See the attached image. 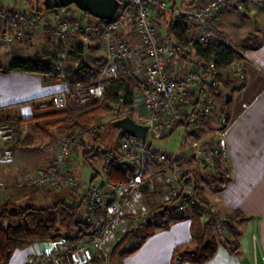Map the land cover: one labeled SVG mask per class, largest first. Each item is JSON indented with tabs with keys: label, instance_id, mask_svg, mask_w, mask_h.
Returning <instances> with one entry per match:
<instances>
[{
	"label": "built area",
	"instance_id": "obj_1",
	"mask_svg": "<svg viewBox=\"0 0 264 264\" xmlns=\"http://www.w3.org/2000/svg\"><path fill=\"white\" fill-rule=\"evenodd\" d=\"M119 3V10L111 20L95 18L78 7L77 12L70 13L60 9L50 10L46 18L29 8L0 4V44L3 47L19 39L36 37L46 29L56 41H106L105 72L111 78L125 74L132 77L138 85L135 99L141 101L144 107L138 114L131 108L115 107L108 123L131 116L148 127L145 138L129 135L120 142L116 163L119 167H136L134 177L116 183L110 192L99 185H88L82 220L92 226V233L72 244L64 243L36 255L25 264H90L93 254L103 252V247L118 231H134L146 227L149 217L135 215L130 212V208L154 166L162 171L160 180L166 190L165 198L173 202L180 214L189 216L193 209H197L202 222H214L226 241L233 239L232 219L201 198L193 176L184 170L193 157L202 166L216 170L221 182L229 175L228 170L225 171L227 151L218 138L211 145L192 139L195 131L217 108L214 91L222 77L215 62L208 64L193 56L192 44L229 45L228 40L219 34L222 10L232 6L238 11H245L247 5H253L264 13V0H197L188 5H177L175 0H119ZM164 17L171 24H183L188 28V38L191 40L189 45L167 39L162 30ZM128 30L132 32L131 37L125 36ZM235 51L241 58L232 63L230 74L241 78L245 74L247 60L245 55ZM141 57L144 62L134 64ZM174 67L185 75H176L172 72ZM57 68L62 73V67L57 65ZM74 92L78 94L80 103L86 104L90 99H102L105 87L99 82L87 88H77ZM54 102L64 107L67 104V93L57 94ZM226 122V112L222 111L219 116L220 131H224ZM180 126L185 128L186 150L170 153L151 143L150 139L167 137ZM123 133L118 131V136ZM13 135L14 126L0 122V139L8 141ZM78 141L79 135L62 141L55 161L46 168L13 180H6L0 174V193L38 187H47L52 191L75 188L80 181L71 172V165L76 156ZM97 148L101 155L108 150L103 145ZM0 161H14L13 147L0 146Z\"/></svg>",
	"mask_w": 264,
	"mask_h": 264
},
{
	"label": "crops",
	"instance_id": "obj_2",
	"mask_svg": "<svg viewBox=\"0 0 264 264\" xmlns=\"http://www.w3.org/2000/svg\"><path fill=\"white\" fill-rule=\"evenodd\" d=\"M194 1L197 0H175V3L188 5ZM0 4L14 8L28 7L25 0H0ZM263 27L264 13L256 6L247 5L245 11H238L232 6H227L221 12L219 34L232 43L231 39L235 41L234 37L238 32V36H241L240 45L243 46L241 48L243 50L239 52L245 55L247 61L245 74L241 78L221 77L220 84L214 91L216 106L225 93L219 106V112L215 111L209 115L194 133L197 139H203L202 137H205L208 130L215 129V132L219 129L220 131L219 116L222 111H226L229 124L222 133L221 143L227 151L228 178L223 179L217 188L213 184L215 178L211 169L205 172H194V169L189 167L194 161L186 164L187 172L193 176L194 183L197 181L204 199L217 205L224 213L232 215L235 223L233 242L225 241L218 232L217 225H211L209 237H215L220 244L216 257L207 264H264ZM255 34L258 37L263 35V39L254 43ZM131 35V31L125 32V36L131 37ZM14 43L4 47L0 46V121L8 117L18 119L35 117L36 119L32 122H24L20 126L15 125L16 132L10 140L0 139V146H11L14 149L12 163L0 161V174L6 180L16 179L23 174L46 168L53 163L60 146L51 142L53 131L56 128L59 130L56 131L58 143L67 136V133L53 124L57 117L51 115L55 111L48 110L47 105L53 97L64 93L70 86L61 77L40 72L11 70L10 63L13 57L33 56L29 52H22L20 49L22 46H16ZM4 57L6 60H3ZM134 107L136 114L144 109L139 101H136ZM55 118L56 120H53ZM44 123L53 127L51 133L45 137L40 136L39 133ZM114 133L116 136L118 132L116 133L113 129ZM81 136L79 135L81 145H79V151L76 147L71 172L78 178L79 176L82 178L86 173L77 160L78 156L83 154L85 164L92 166L93 169L88 182L79 180L75 188H68L64 191H52L47 187L5 191L0 193V212L4 206L9 208L16 205L42 207V205L52 206L58 203H83L89 184L99 185L104 190L112 191L113 186L105 175L103 160L90 158L91 163H89L86 159L85 153L88 152L93 141L82 139ZM154 168L155 166L149 171L147 180L151 183V187L147 186L151 188V192L156 189L157 185L154 180ZM82 188H85L84 192ZM178 217L177 220H171L168 227L156 228L145 238L137 251L122 258L121 264H172L175 248L192 239L191 220L183 215ZM69 236L70 233L61 232L54 239L32 242L17 249L8 264H25L36 255L60 247ZM183 264L192 263L184 262Z\"/></svg>",
	"mask_w": 264,
	"mask_h": 264
},
{
	"label": "trees",
	"instance_id": "obj_3",
	"mask_svg": "<svg viewBox=\"0 0 264 264\" xmlns=\"http://www.w3.org/2000/svg\"><path fill=\"white\" fill-rule=\"evenodd\" d=\"M42 12L47 11L43 9L38 10L40 15H42ZM164 18L163 25H166L165 34L167 39L177 41L182 45H189L188 28L183 24H171L167 17ZM65 42H78L79 47L72 49L70 55L76 60L83 56L85 44L83 41L70 39ZM192 46L193 56L205 60L208 64L212 61L215 62L217 68L222 72V77L231 76L230 67L237 60L236 54H238L235 49L225 44L215 43L200 44L195 42ZM10 69L53 75L61 77L63 81L68 83L73 89L67 93L68 101L66 108L51 114L57 117L54 125L74 135L92 134L94 136L90 149L85 153L86 159L89 163H91L89 161L90 158L102 159L105 175L111 183L128 181L134 177L136 167H119L116 163V157L120 154V142L124 138L129 137V135L123 133L118 136V131H115L117 135L114 136L115 133L113 134L111 123L107 124L105 131H101L96 125H92L97 117L110 113L115 107L123 108L124 106H130L131 109L135 110V89L137 90L136 87L138 85L132 77L125 74L118 78L105 77L100 80L102 70L94 68L84 61L69 64L61 73L52 58L39 55L15 56L11 60ZM99 82L104 84V97L99 100L90 99L86 104H81L78 94L74 92L75 89L87 88ZM47 107H55V103L51 102ZM35 119V117L30 119L8 117L2 119L0 122H8L20 126L24 122H32ZM228 124L229 118L227 117V122L223 127L224 130ZM97 141L106 143L105 145L108 150L103 155L98 153ZM193 160L192 157L190 161L192 162ZM195 185L198 193L201 195L202 192L197 181ZM170 203L173 204V202ZM151 209L149 216H157L160 219L166 217V213L169 211L163 203L159 202L154 203ZM83 213V203H58L48 207L16 205L13 208H9L4 206L0 212V264H8L17 249L23 248L32 242L54 239L63 230L73 233V235L64 240L68 244L91 234L92 226L86 225L83 222ZM189 217L191 220L192 239L190 242L179 244L175 248L172 264H183L184 262L207 264L216 257L219 250L220 243L218 240L215 237H209V228L214 222H202L197 209H193ZM229 217L233 219L232 215H229ZM177 219H179L178 216L174 217L173 220ZM4 223L6 225H3ZM168 225L167 221H163L160 224L149 221L145 227V233L148 236L156 228H165ZM130 235H132V231L126 234L120 243L118 242L115 245L111 252V260L115 259L117 251L121 248V244ZM141 243L133 250L123 253L125 255L134 253L141 247ZM95 261L97 264H107L105 259H97Z\"/></svg>",
	"mask_w": 264,
	"mask_h": 264
},
{
	"label": "rangeland",
	"instance_id": "obj_4",
	"mask_svg": "<svg viewBox=\"0 0 264 264\" xmlns=\"http://www.w3.org/2000/svg\"><path fill=\"white\" fill-rule=\"evenodd\" d=\"M42 1L43 0H25V4L28 5L27 8L38 12V10H42V9L46 10L44 5H43V3H42ZM69 7L60 8V10L68 11L69 13L70 12H77V6L76 5H71ZM46 11L47 12H42V15H43V17L47 18L49 16L48 14L50 13V10H46ZM91 18H93V17H91ZM242 18L246 19L244 17H242ZM165 27H166V25L162 26V30L164 31V33L166 31ZM263 29H264V27H263ZM46 30H48V29H46ZM46 30H45L44 33H41V34H39L36 37L34 36V37H26V38H23V39H19V40H17V42L14 43V45H16V46L17 45H21L22 47L20 49H21L22 52H29L32 55L48 56V57L52 58L54 63H56V65H60L62 67V71L69 64L78 63L80 61H84V62L88 63L89 65H91L92 67L102 70V74H101L100 80L104 79L105 77H109V75H107V73L105 72V67L107 65V48H108V44H107L106 41L96 40V41H93V42H84L85 43L84 44V48H83L84 54H83V56L81 58L76 60L70 55V51L72 49H75V48L79 47L78 42H71L70 43V42H65V41H56L50 36L48 31H46ZM253 30H254V28H253ZM253 30H252V32H253ZM237 33L238 32H236L237 36L235 35V37H234L235 41H233L232 39H231L232 43H230V41H228L229 42L228 46H230L231 48L239 51V50H243V49H241V48H243V46L240 45L241 36H238ZM254 36H255L254 39H253L254 43L255 42L257 43L258 41H260V39H263V35H261L262 37L261 36L258 37L257 34H255ZM0 46H2V45L0 44ZM236 55H237L236 57H237V59L239 61L241 56L238 55V54H236ZM4 58H3V60H6V57H4ZM142 62H144L143 61V57L138 59L134 64H137V65L139 64L140 65ZM172 72H174L176 75H179L180 77L185 75L183 73V71L178 70L176 67L172 68ZM72 89L73 88L71 86H69V89L67 91H65L64 93L71 92ZM135 95H136V89H135ZM224 96H225V93H224L223 97ZM54 98L55 97H53L50 100V103L54 102ZM222 98L220 99L219 103H217L218 106H217V108L215 110L216 112H219L218 110L220 108L219 107L220 103L223 100ZM136 101H139V100L135 99V103H136ZM139 102L141 103V101H139ZM66 105L64 107H59V106H57L55 104V107H51V108L48 107V110H51V111L63 110V109L66 108ZM124 107L130 108V106H124ZM134 109H135V107H134ZM110 113H108V114H106V115H104L102 117H97L95 122L92 125H96L101 131H105L106 126H107V124H108V122L110 120ZM53 120H56V118L53 119ZM218 122H219V120H218ZM11 125L14 126V132H16L15 125L14 124H11ZM42 126H43L42 131H39L40 136L41 135H43V137L48 136V134L51 133L53 127H51V125L49 126L48 123H44V124H42ZM214 130L212 129V130L206 131L207 134L205 135V137L204 136L202 137L203 139H199L198 138L199 139L198 140L194 135H193L192 139L200 141V142H205V143H207L209 145H211L216 138H218L219 139L218 141L221 142L222 133L223 132L219 131V129H218L217 130L218 133H217V131L214 132ZM56 131H59V130L56 128V130L53 131V135H52V139H51V142L53 141L54 145H60L62 141L66 140V139H68V138H70L72 136H75L74 134H71V133L65 131L67 133V136H65L64 139H62V141L60 143H58V141H57L58 139H56V136L58 135V133ZM76 135H79V134H76ZM81 138L85 139V140H87V139L88 140H92V141L94 140V136L92 134L82 135ZM150 141H151V143L153 145L161 148L162 150H164L166 152H170V153L171 152L179 153L182 150H186V148H187V143L185 141V128L183 126H180V127L176 128V130L169 137H167L166 139H159V140H151L150 139ZM51 142H49V143L51 144ZM96 144L97 145L106 146L105 145L106 143L101 142V141H97ZM76 145H77L76 146L77 150L79 151V145H81L80 141H78V143H76ZM84 159L85 158H84L83 154H81L77 158L78 164L82 165V167L84 168V170L87 173V175L84 172L85 174L82 176V178L79 176L78 179L80 181H82V182H88L91 174L93 173V169H92V166H89V165L85 164ZM54 161H55V159H54ZM192 165H190L189 167L193 168L194 172H199V171H204L205 172V171L211 169L213 171V173H214L213 175H214V178H215L214 179V183H213L214 186H216L218 188L221 185V181H220V178L218 177V175L216 173V170H214V169H212L210 167H204V166H202L201 164H199V163H197L195 161L192 163ZM97 167H98V165H97ZM153 170H154V174H155L154 180H156V182H157L156 189L154 190V192H151V188L147 187L148 185H150V187H151V183L149 181L146 182V184L143 186L141 192L139 193L138 198L134 202V205L130 208V212L131 213H135V215H138V216H144V215H145V217L148 216L149 217V221H152L153 223H156V224H160L163 221H167L168 223H170V221L173 220L174 217L180 216V215L182 216V214H180V212H178L175 209L173 204L170 203L165 198L166 197V194H165L166 190L164 189V186H163V184L161 183V180H160L162 171L160 170V168L158 166H155V168ZM184 170H185L186 173H188L186 167H184ZM226 170H228L227 167H225V171ZM188 174H190V173H188ZM204 175H205V173H204ZM115 184L116 183H112L111 184V186H113L112 188H114ZM82 189H83V192H84L85 188H82ZM105 191H107V190L105 189ZM107 192H109V191H107ZM201 196H202L201 198L204 201H206L202 194H201ZM153 197H156V198H154V201H156V202H154V201L152 202L151 199H153ZM84 198H85V196H84ZM157 202L163 203L165 205V207L169 210L168 213H166V217H163V219L162 218L160 219L157 216L154 217L153 215H151V217L149 216V214L151 212L150 210H152L151 209L152 206L154 205V203H157ZM206 203L209 206L216 207L221 213H224L217 205L211 204L208 201H206ZM46 206H48V205H42V207H46ZM83 212H84V207H83ZM224 214H226V213H224ZM226 215H228V214H226ZM189 216H187V217L190 219ZM232 221H233V224H235L233 219H232ZM234 229H235V227H234ZM218 232H220L219 227H218ZM62 233H70V235H73V233L71 231H67V230H63ZM128 233H131V231H121V230L118 231L116 233V235H114L112 238H110L109 243L105 247H103L104 248L103 252L97 253V254H93L90 264H97L96 261H95L97 259H101V260L105 259L107 264H121L122 258L125 256V254L123 252L133 250L139 243H141V242L143 243L144 239L147 237V235L145 233V227L138 228V229L132 231V235H130V237L127 240H125L123 242V244H121V246H120L121 248L119 247L120 250L117 251L115 259L111 260L110 259L111 252L114 249L115 245L118 242L120 243V241L123 240V237L126 234H128ZM86 236L87 235H85L82 238H85ZM222 237H223V235H222ZM223 239L225 240V237H223ZM229 241H234V239L231 238V239H229Z\"/></svg>",
	"mask_w": 264,
	"mask_h": 264
},
{
	"label": "water",
	"instance_id": "obj_5",
	"mask_svg": "<svg viewBox=\"0 0 264 264\" xmlns=\"http://www.w3.org/2000/svg\"><path fill=\"white\" fill-rule=\"evenodd\" d=\"M46 10L65 8L76 5L80 10L91 16L102 19H113L119 10V0H43ZM115 131H123L130 136L145 138L148 127L138 123L133 117L125 116L111 123Z\"/></svg>",
	"mask_w": 264,
	"mask_h": 264
}]
</instances>
